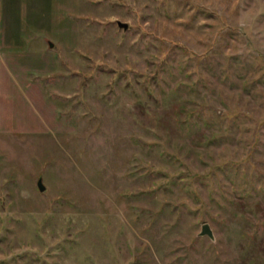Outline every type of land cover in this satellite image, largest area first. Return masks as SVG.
Returning <instances> with one entry per match:
<instances>
[{
	"label": "rangeland",
	"instance_id": "374dc122",
	"mask_svg": "<svg viewBox=\"0 0 264 264\" xmlns=\"http://www.w3.org/2000/svg\"><path fill=\"white\" fill-rule=\"evenodd\" d=\"M77 15L53 124L0 128V264H264V0Z\"/></svg>",
	"mask_w": 264,
	"mask_h": 264
},
{
	"label": "crops",
	"instance_id": "0c3cea01",
	"mask_svg": "<svg viewBox=\"0 0 264 264\" xmlns=\"http://www.w3.org/2000/svg\"><path fill=\"white\" fill-rule=\"evenodd\" d=\"M82 0H0V128L53 124L50 79L78 51Z\"/></svg>",
	"mask_w": 264,
	"mask_h": 264
},
{
	"label": "water",
	"instance_id": "95a60500",
	"mask_svg": "<svg viewBox=\"0 0 264 264\" xmlns=\"http://www.w3.org/2000/svg\"><path fill=\"white\" fill-rule=\"evenodd\" d=\"M119 24H120L121 26H124L125 28L128 27V22H125V21L119 20ZM38 184H39V187H40L42 190L45 189L46 185L44 184L42 177H39V179H38ZM200 233H201V234H209V236H211L212 238L214 237L213 230H212V228H211V226L209 225L208 222H205V223L203 224Z\"/></svg>",
	"mask_w": 264,
	"mask_h": 264
}]
</instances>
